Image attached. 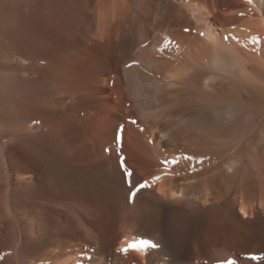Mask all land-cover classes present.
Returning <instances> with one entry per match:
<instances>
[{"label": "bare ground", "instance_id": "bare-ground-1", "mask_svg": "<svg viewBox=\"0 0 264 264\" xmlns=\"http://www.w3.org/2000/svg\"><path fill=\"white\" fill-rule=\"evenodd\" d=\"M0 264H264V0H0Z\"/></svg>", "mask_w": 264, "mask_h": 264}, {"label": "snow or ice", "instance_id": "snow-or-ice-1", "mask_svg": "<svg viewBox=\"0 0 264 264\" xmlns=\"http://www.w3.org/2000/svg\"><path fill=\"white\" fill-rule=\"evenodd\" d=\"M186 31H187V29H186ZM186 158H187V159H192V157H186ZM173 163H175V161H173ZM125 172H126V174L129 175V176L131 175V173L128 172V170H127L126 168H125ZM146 186H147L146 184H141V185H139V186L137 187L136 191H139L140 188H143V187H146ZM132 196H135V192L132 193ZM140 246H148V241H140ZM132 247H133V248H136L137 245H132ZM124 251L127 252L128 249H125Z\"/></svg>", "mask_w": 264, "mask_h": 264}]
</instances>
